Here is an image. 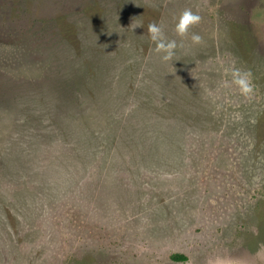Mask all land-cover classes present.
<instances>
[{
	"label": "rangeland",
	"instance_id": "obj_1",
	"mask_svg": "<svg viewBox=\"0 0 264 264\" xmlns=\"http://www.w3.org/2000/svg\"><path fill=\"white\" fill-rule=\"evenodd\" d=\"M19 4L49 30L78 26L84 67L51 46L85 107L38 138L0 98V264H264V0ZM186 9L201 21L180 37ZM150 23L176 40L172 60Z\"/></svg>",
	"mask_w": 264,
	"mask_h": 264
},
{
	"label": "trees",
	"instance_id": "obj_2",
	"mask_svg": "<svg viewBox=\"0 0 264 264\" xmlns=\"http://www.w3.org/2000/svg\"><path fill=\"white\" fill-rule=\"evenodd\" d=\"M32 15L20 6L19 0H0V98L10 97L28 135L39 138L37 126H50L58 109L63 113L64 108L85 107L83 96L67 73L66 61L51 46L52 36L59 35V42L66 43L72 53L69 61L84 59V67L88 60L80 30L67 15L51 20L59 28L57 31L50 28L51 33L42 26L40 18H30ZM27 19L33 23L28 21L30 26L24 27ZM46 136L45 133L40 138Z\"/></svg>",
	"mask_w": 264,
	"mask_h": 264
},
{
	"label": "clouds",
	"instance_id": "obj_3",
	"mask_svg": "<svg viewBox=\"0 0 264 264\" xmlns=\"http://www.w3.org/2000/svg\"><path fill=\"white\" fill-rule=\"evenodd\" d=\"M201 21V16L194 13L191 9L184 10L175 23V33L184 37L189 33L190 28L193 25L198 24ZM140 25H135L134 22L130 28L134 29ZM148 35L151 41L155 42L157 53H162L161 59L163 61L172 60L175 56V51L178 48L176 40H169L165 37L163 28L157 23H150L147 29ZM111 35V33H108ZM191 40L194 44H199L202 41V37L199 34L193 33ZM250 74L241 72L239 69H235L232 72L233 83L238 86L241 94L250 95L253 92V86L249 79Z\"/></svg>",
	"mask_w": 264,
	"mask_h": 264
}]
</instances>
